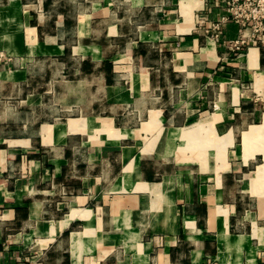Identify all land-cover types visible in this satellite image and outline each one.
<instances>
[{"label": "crops", "instance_id": "crops-1", "mask_svg": "<svg viewBox=\"0 0 264 264\" xmlns=\"http://www.w3.org/2000/svg\"><path fill=\"white\" fill-rule=\"evenodd\" d=\"M242 33L223 0H0V264H264Z\"/></svg>", "mask_w": 264, "mask_h": 264}, {"label": "built area", "instance_id": "built-area-1", "mask_svg": "<svg viewBox=\"0 0 264 264\" xmlns=\"http://www.w3.org/2000/svg\"><path fill=\"white\" fill-rule=\"evenodd\" d=\"M223 3L229 18L241 29H248V33L229 42V51L240 53L248 45L264 49V0H223ZM217 27L214 24V29Z\"/></svg>", "mask_w": 264, "mask_h": 264}]
</instances>
